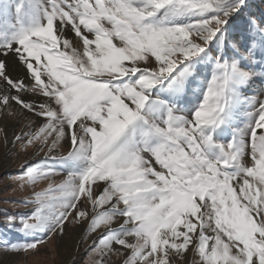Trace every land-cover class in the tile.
<instances>
[{
  "label": "snow or ice",
  "instance_id": "6c2138e0",
  "mask_svg": "<svg viewBox=\"0 0 264 264\" xmlns=\"http://www.w3.org/2000/svg\"><path fill=\"white\" fill-rule=\"evenodd\" d=\"M249 8V0H0V106L15 102L44 121L14 137L21 151L45 152L17 179L64 176L20 201L32 211L6 219L22 239L0 248L35 252L71 216L87 220L89 233L105 230L91 248L95 264L113 255L176 264L189 252L194 264H264V99L244 94L264 74V14ZM9 56L30 85L11 78Z\"/></svg>",
  "mask_w": 264,
  "mask_h": 264
},
{
  "label": "rangeland",
  "instance_id": "374dc122",
  "mask_svg": "<svg viewBox=\"0 0 264 264\" xmlns=\"http://www.w3.org/2000/svg\"><path fill=\"white\" fill-rule=\"evenodd\" d=\"M259 7L263 9L260 0H256ZM255 8L256 15L260 16V8ZM254 13V12H252ZM72 36L71 31L66 33ZM73 39H76L73 37ZM3 57H0L2 59ZM8 71L11 78L14 80L21 75L24 83L30 85L32 81L28 78L24 70L17 63L15 57L9 56L7 58ZM203 74L200 80L203 81L206 76H210L211 67L202 70ZM192 89L199 94L200 88L198 85H193ZM5 92L4 84L0 82V94ZM9 95H16V91H11ZM246 96H257L258 99H264V74L257 71L256 77L252 80L250 85L244 90ZM25 101H38L39 96L30 94H23ZM188 99L195 102V97L192 91L189 92ZM5 112H9L6 116ZM43 119L36 117L32 113L22 109L15 102H12L11 109H5L0 106V242L10 241L17 242L22 239L19 233L9 229L7 224V216L12 215L17 217L26 215L31 212L34 205L29 204L25 206L20 203L22 200H30L33 198L34 192L45 190L50 183L58 184L63 179L62 174L55 175L50 179H44L37 182L35 185L24 184L17 179L18 174L23 170L25 163L39 164L45 157V152L33 154L31 148L26 151H21V146L16 143L13 146L14 137L21 133L28 131H36L43 123ZM5 133L7 136L8 146L5 147ZM68 150V145L65 142L63 148L59 153L54 155L64 154ZM83 207H90L87 203ZM74 215V213H73ZM119 222V221H118ZM114 226H118L114 224ZM88 221L83 220L79 223L72 222V217L66 222L64 234H53L50 239L38 245V250L24 252L19 255H12L5 253L0 248V264H95L98 257L91 252L93 242L97 241L100 235L105 231L103 228L89 233L87 231ZM123 255H113L108 264H122ZM198 258L194 253H187L183 259H178L176 264H194Z\"/></svg>",
  "mask_w": 264,
  "mask_h": 264
},
{
  "label": "trees",
  "instance_id": "16d2710c",
  "mask_svg": "<svg viewBox=\"0 0 264 264\" xmlns=\"http://www.w3.org/2000/svg\"><path fill=\"white\" fill-rule=\"evenodd\" d=\"M261 4L263 5L264 7V0H260ZM249 5H250V8H249V11L251 12H254L256 14V7L258 8L259 5L257 3L256 0H249ZM260 8V7H259ZM260 14H264V11L262 8H260ZM247 15V12L245 13V16ZM237 26L238 27H242L243 26V17H241L237 22H236Z\"/></svg>",
  "mask_w": 264,
  "mask_h": 264
},
{
  "label": "bare ground",
  "instance_id": "6f19581e",
  "mask_svg": "<svg viewBox=\"0 0 264 264\" xmlns=\"http://www.w3.org/2000/svg\"><path fill=\"white\" fill-rule=\"evenodd\" d=\"M18 77H21V75H18Z\"/></svg>",
  "mask_w": 264,
  "mask_h": 264
}]
</instances>
